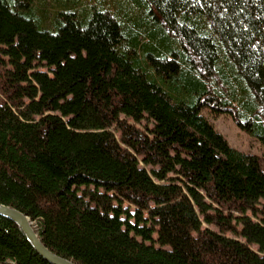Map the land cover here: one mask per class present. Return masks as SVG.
<instances>
[{
    "label": "trees",
    "instance_id": "obj_1",
    "mask_svg": "<svg viewBox=\"0 0 264 264\" xmlns=\"http://www.w3.org/2000/svg\"><path fill=\"white\" fill-rule=\"evenodd\" d=\"M205 110L264 147V0H0V205L57 256L264 264V158ZM0 264L49 263L0 216Z\"/></svg>",
    "mask_w": 264,
    "mask_h": 264
},
{
    "label": "rangeland",
    "instance_id": "obj_2",
    "mask_svg": "<svg viewBox=\"0 0 264 264\" xmlns=\"http://www.w3.org/2000/svg\"><path fill=\"white\" fill-rule=\"evenodd\" d=\"M202 115L213 124L216 131L219 132L227 140L231 147L243 153L264 158V147L260 145L254 138L250 137L245 132L241 131L238 127H236L230 116H214L207 110L202 111ZM122 119L126 120L124 118ZM126 121L128 124L133 125L140 130H144V128L146 127H152V124L147 120H144L139 124L134 123L131 120ZM247 216H250V214H248Z\"/></svg>",
    "mask_w": 264,
    "mask_h": 264
},
{
    "label": "water",
    "instance_id": "obj_3",
    "mask_svg": "<svg viewBox=\"0 0 264 264\" xmlns=\"http://www.w3.org/2000/svg\"><path fill=\"white\" fill-rule=\"evenodd\" d=\"M0 216L10 220L18 226L33 250L49 264H74L73 262L49 251L39 239L35 231V227L30 219L21 212L4 205H0Z\"/></svg>",
    "mask_w": 264,
    "mask_h": 264
}]
</instances>
